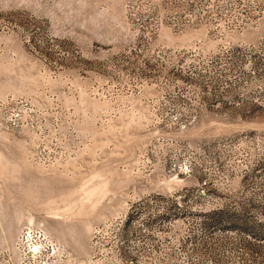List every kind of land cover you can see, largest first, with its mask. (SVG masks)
Returning a JSON list of instances; mask_svg holds the SVG:
<instances>
[{
	"label": "rangeland",
	"instance_id": "1",
	"mask_svg": "<svg viewBox=\"0 0 264 264\" xmlns=\"http://www.w3.org/2000/svg\"><path fill=\"white\" fill-rule=\"evenodd\" d=\"M0 264H264V0H0Z\"/></svg>",
	"mask_w": 264,
	"mask_h": 264
},
{
	"label": "built area",
	"instance_id": "2",
	"mask_svg": "<svg viewBox=\"0 0 264 264\" xmlns=\"http://www.w3.org/2000/svg\"><path fill=\"white\" fill-rule=\"evenodd\" d=\"M27 239H32V236H27ZM31 241H32V240H31ZM31 241H30V246H31V248H33L32 251H34V249L36 248V246H34L35 243H33V242H31ZM32 254H34V253L32 252Z\"/></svg>",
	"mask_w": 264,
	"mask_h": 264
}]
</instances>
